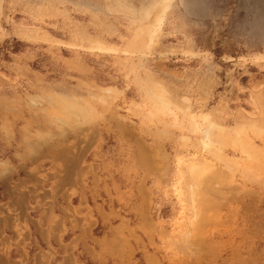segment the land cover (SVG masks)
<instances>
[{
  "label": "rangeland",
  "instance_id": "obj_1",
  "mask_svg": "<svg viewBox=\"0 0 264 264\" xmlns=\"http://www.w3.org/2000/svg\"><path fill=\"white\" fill-rule=\"evenodd\" d=\"M77 151L154 264H264V0H0V159Z\"/></svg>",
  "mask_w": 264,
  "mask_h": 264
},
{
  "label": "crops",
  "instance_id": "obj_2",
  "mask_svg": "<svg viewBox=\"0 0 264 264\" xmlns=\"http://www.w3.org/2000/svg\"><path fill=\"white\" fill-rule=\"evenodd\" d=\"M78 151L67 152L69 168L65 158L0 159V264L155 263L138 232L137 202L90 191L86 152Z\"/></svg>",
  "mask_w": 264,
  "mask_h": 264
},
{
  "label": "bare ground",
  "instance_id": "obj_3",
  "mask_svg": "<svg viewBox=\"0 0 264 264\" xmlns=\"http://www.w3.org/2000/svg\"><path fill=\"white\" fill-rule=\"evenodd\" d=\"M163 3H164V2H163ZM166 3H167V2H166ZM164 4H165V3H164ZM157 18H159V16H158ZM160 18H161V17H160ZM161 20H162V18H161ZM158 22H159V19H157L156 23H158ZM159 23H160V22H159ZM155 30H156V29H155ZM154 32H155V31H154ZM152 34H153V32H152ZM157 93H158V92H157ZM159 93H160V92H159ZM161 93H162V92H161ZM158 95H159V94H158ZM158 95H157V96H158ZM160 95H161V94H160ZM160 95H159V96H160ZM63 152L65 153L66 151H63ZM117 244H118V243H117Z\"/></svg>",
  "mask_w": 264,
  "mask_h": 264
}]
</instances>
